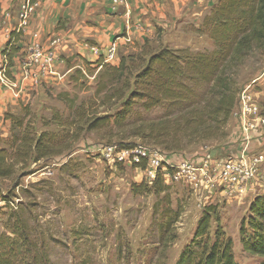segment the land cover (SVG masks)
Returning <instances> with one entry per match:
<instances>
[{
	"label": "rangeland",
	"instance_id": "1",
	"mask_svg": "<svg viewBox=\"0 0 264 264\" xmlns=\"http://www.w3.org/2000/svg\"><path fill=\"white\" fill-rule=\"evenodd\" d=\"M203 19L198 27L188 22L179 27L188 38H181V34L163 38L159 33L145 43L152 50L167 47L210 52L214 49L212 41L205 32L197 33ZM99 70L72 69L64 82L50 87L43 84L28 103H20L14 111L8 109L6 113L21 118L28 112L25 121L38 134L70 132L52 118L75 123V108L81 103L88 104L94 96ZM237 82L239 95L246 91L249 104L253 105L246 113L243 131L233 110L225 137L191 145L172 155H177L174 159L179 161L180 157L211 153L218 161L234 159L239 165L245 158L260 157L262 162L251 180L199 189L171 179L164 194L135 195L131 192L132 184L144 182L150 187L155 178L151 180L148 173L133 169L128 163L115 164L103 148L125 141L149 149L152 154L149 157L156 156L158 160L166 151L131 137L130 129L89 132L83 127L69 152L30 163L10 180L0 181V235L7 232L6 224L10 226L17 219L11 213H19L29 227L30 239L37 249L46 252L49 264H176L179 254L193 238L203 208L216 205L220 226L232 239L237 264H259L260 258L242 250L239 228L249 216L252 199L264 193V60L256 64L250 61L241 69ZM237 104L239 110V97ZM108 110L112 115L116 108H98L97 112L103 115ZM136 111L140 110L136 108ZM160 114L161 110H155L147 117L152 119ZM167 197L169 202L164 201ZM167 206L180 215L169 231L175 240L163 244V239L171 237L164 232ZM214 227L213 224L212 230ZM25 259L24 262L29 261Z\"/></svg>",
	"mask_w": 264,
	"mask_h": 264
},
{
	"label": "trees",
	"instance_id": "2",
	"mask_svg": "<svg viewBox=\"0 0 264 264\" xmlns=\"http://www.w3.org/2000/svg\"><path fill=\"white\" fill-rule=\"evenodd\" d=\"M199 32H205L212 41V51L167 47L152 50L145 43L122 56L117 65L101 60L86 64V69H91V65L100 69L94 96L88 104L75 108V123L52 118L70 132L38 134L25 121L28 112L21 118L6 113L4 118L10 120L11 126L9 138L1 142L0 181L10 180L30 163L69 152L83 127L89 132L130 129L131 137L158 146L168 154L182 153L191 145L225 137L227 123L238 105L237 77L241 69L250 61L256 64L264 60V0H219L203 19ZM22 38V31L12 30L1 51L0 72L8 81L14 80L13 59L21 52ZM103 107L116 111L112 115L109 110L98 115L97 109ZM155 110H161V114L148 118ZM115 146L118 150H131L136 145L122 141ZM146 166V160L131 165L140 171H145ZM167 170L173 171L169 166ZM149 186L144 182L132 184L131 192L164 194L168 186L159 169ZM164 201L169 202L168 197ZM166 209L164 232L171 237L163 239V244L175 240L169 231L180 215L169 206ZM11 214L17 219L10 226L6 224L7 232L0 235V264H49L46 252L37 249L30 239L23 216ZM239 243L246 254L260 258L259 264H264V193L252 199L249 216L239 228ZM26 257L29 261L24 262ZM176 264H237L232 239L220 226L216 205L203 208L193 238Z\"/></svg>",
	"mask_w": 264,
	"mask_h": 264
},
{
	"label": "crops",
	"instance_id": "3",
	"mask_svg": "<svg viewBox=\"0 0 264 264\" xmlns=\"http://www.w3.org/2000/svg\"><path fill=\"white\" fill-rule=\"evenodd\" d=\"M25 1L0 0V68L1 51L9 33L19 25L18 14ZM34 2L36 6L19 43L21 52L13 59L14 80H6L0 73V142L10 136L11 123L4 118L7 110L28 103L43 84L50 87L62 83L72 69L103 61L112 46L115 55L109 64L117 65L122 56L133 53L159 33L163 38L172 34L188 38L179 27L187 22L198 27L217 0H126L116 7L107 0ZM33 45L52 51L51 69L41 72L31 66L29 49ZM234 113L239 116L238 108Z\"/></svg>",
	"mask_w": 264,
	"mask_h": 264
},
{
	"label": "built area",
	"instance_id": "4",
	"mask_svg": "<svg viewBox=\"0 0 264 264\" xmlns=\"http://www.w3.org/2000/svg\"><path fill=\"white\" fill-rule=\"evenodd\" d=\"M112 6H121L126 0H107ZM34 0H26L22 7L21 12L18 14L19 25L17 30L23 32V29L27 25V18L35 8ZM114 47H110L103 60L104 63L112 62L114 59ZM30 64L34 69H38L41 72L51 69L53 64V53L51 50H43L38 45L30 46L29 49ZM1 73V72H0ZM2 75V74H1ZM3 77V76H2ZM5 79V78H4ZM7 80V79H6ZM246 91L239 95V120L241 122L242 131L246 123V113L250 112V97L245 94ZM253 106V105H252ZM251 106V107H252ZM243 134V143L245 142ZM244 150L246 144H243ZM103 150L106 152V156L112 158V161L116 163L125 164L128 163L138 164L142 160L147 161L146 170L144 174L148 173L150 179L153 180L156 176L158 169L162 168L161 174L165 184L168 180L175 179L177 182H182L183 185L189 186L190 188H210L214 189L215 184H236L240 181H249L255 177L257 167L261 164L262 158L260 157H248L244 159L242 165H239L236 160H216L211 153H203L200 157L191 156L189 158L180 157L178 161L176 156L166 153L162 155L159 160L152 155L149 149L141 147L140 145L135 146L131 150H118L116 146L104 147ZM177 161V162H176ZM159 162H162L159 164ZM167 166L171 167L173 171H168ZM201 178V179H200ZM225 186V185H224ZM213 191V190H210Z\"/></svg>",
	"mask_w": 264,
	"mask_h": 264
}]
</instances>
